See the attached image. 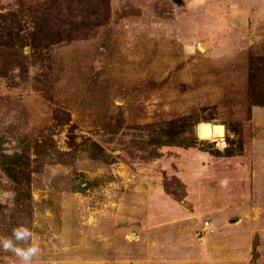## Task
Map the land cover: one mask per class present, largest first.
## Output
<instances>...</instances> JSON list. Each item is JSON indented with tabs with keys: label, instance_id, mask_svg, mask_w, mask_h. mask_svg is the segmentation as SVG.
<instances>
[{
	"label": "rangeland",
	"instance_id": "rangeland-1",
	"mask_svg": "<svg viewBox=\"0 0 264 264\" xmlns=\"http://www.w3.org/2000/svg\"><path fill=\"white\" fill-rule=\"evenodd\" d=\"M0 150L34 264H264V0H0Z\"/></svg>",
	"mask_w": 264,
	"mask_h": 264
},
{
	"label": "clouds",
	"instance_id": "clouds-1",
	"mask_svg": "<svg viewBox=\"0 0 264 264\" xmlns=\"http://www.w3.org/2000/svg\"><path fill=\"white\" fill-rule=\"evenodd\" d=\"M32 237L33 233L29 228L17 226L12 229L10 238H0V251L11 252L19 259L20 264H34L40 257L41 248L32 241Z\"/></svg>",
	"mask_w": 264,
	"mask_h": 264
},
{
	"label": "water",
	"instance_id": "water-1",
	"mask_svg": "<svg viewBox=\"0 0 264 264\" xmlns=\"http://www.w3.org/2000/svg\"><path fill=\"white\" fill-rule=\"evenodd\" d=\"M198 48L200 49L199 45H198ZM200 133H201L202 135H205V134L208 133V129H207V127H206L205 125H202V126L200 127ZM219 134H220V133H219L218 130H214V131H213V135H214V136H218Z\"/></svg>",
	"mask_w": 264,
	"mask_h": 264
},
{
	"label": "bare ground",
	"instance_id": "bare-ground-1",
	"mask_svg": "<svg viewBox=\"0 0 264 264\" xmlns=\"http://www.w3.org/2000/svg\"><path fill=\"white\" fill-rule=\"evenodd\" d=\"M210 131V130H209ZM209 133V132H208ZM208 133L207 134H205L204 136H207L208 135Z\"/></svg>",
	"mask_w": 264,
	"mask_h": 264
},
{
	"label": "trees",
	"instance_id": "trees-1",
	"mask_svg": "<svg viewBox=\"0 0 264 264\" xmlns=\"http://www.w3.org/2000/svg\"><path fill=\"white\" fill-rule=\"evenodd\" d=\"M1 151V150H0Z\"/></svg>",
	"mask_w": 264,
	"mask_h": 264
}]
</instances>
